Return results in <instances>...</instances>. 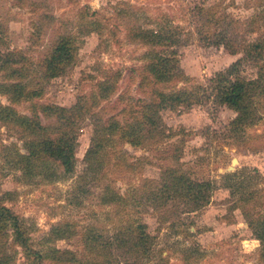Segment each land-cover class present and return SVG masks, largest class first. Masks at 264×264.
Instances as JSON below:
<instances>
[{"label": "rangeland", "instance_id": "1", "mask_svg": "<svg viewBox=\"0 0 264 264\" xmlns=\"http://www.w3.org/2000/svg\"><path fill=\"white\" fill-rule=\"evenodd\" d=\"M84 14L87 22L81 20ZM162 21L178 30L172 51L182 78L159 88L185 91L191 101L161 111L159 131L146 133L144 144L131 147L118 137L105 144L112 161L124 154L131 167L116 163L93 177L84 157L97 139L96 127L110 119L124 123L133 115L138 118L128 114L138 109L134 102H149L151 88H158H139L142 57L151 48L135 40L130 31L140 26L155 29ZM95 22L99 32L91 24ZM64 35L76 39V62L60 77L44 79V58ZM224 35L218 42L217 37ZM256 42H264V0H0V57L24 58L19 66L27 63L33 84L43 89L41 104L68 109L80 100L92 104L90 97L97 95L98 84L109 81L116 86L76 122V167L71 176L25 183L17 180L21 173L10 172L0 156V198L11 194L5 205L23 219L33 248L69 251L57 255L60 262L46 264H93L102 255H89L84 245L87 233L114 237L121 227L139 220L156 241L151 258L142 264H264V250L248 226L264 215L259 205L264 199V53L258 62L243 60L240 66L247 79L259 77L254 123L240 133L230 132L236 113L217 104L210 88L216 73L245 56L240 45ZM4 75L0 68V83ZM0 102L5 98L0 96ZM17 109L29 114L28 103ZM40 117L44 126L56 124L55 119ZM19 136L18 129L0 126V145L13 143L25 153ZM233 159L237 163L228 171ZM235 172L236 181L252 179L243 194H232L224 187L225 174ZM169 174L212 181L215 190L208 205L194 210L173 199L148 201L149 194L169 181ZM107 187L122 194L125 203L103 202ZM253 192L256 206L249 204L246 209L241 199ZM67 223L75 234L46 242L53 229ZM0 247L5 264L29 263L12 232L0 240ZM117 251L116 246L111 248L113 262L135 258Z\"/></svg>", "mask_w": 264, "mask_h": 264}, {"label": "trees", "instance_id": "2", "mask_svg": "<svg viewBox=\"0 0 264 264\" xmlns=\"http://www.w3.org/2000/svg\"><path fill=\"white\" fill-rule=\"evenodd\" d=\"M87 18L88 15L84 14L81 20L87 22ZM161 23H158L155 29L140 26L130 31L135 40L151 48L142 57L139 88L153 87V85H157L158 88H151L149 102L143 99L134 102L138 109L135 112L128 111V114H138V118L133 115L131 121L124 123L110 119L96 127L97 139L84 157L88 173L93 177L102 172L103 167H116V163L131 167L124 154L117 162L112 161V152L107 153L105 144L113 142L112 139L118 137L131 147L140 146L145 142L148 135L146 133L154 134L159 131L162 124L161 111L187 105L191 101V97L185 91L166 92L165 89L159 88L161 85H167L182 78L179 60L175 51H172L178 30L172 27L170 22L162 21ZM91 24L99 32L100 25L97 22H95L96 25ZM217 38L220 42L226 38V35ZM77 47L73 36H61L48 56L44 58L43 78L51 80L64 74L67 67L76 62ZM240 48H244L245 56L210 79V88L215 102L236 113V117L230 123V132L233 133H240L254 123L256 117L254 97L257 95L259 77L255 80L247 79L242 75L240 66L243 60L258 62L264 53V42H256L244 45V47L240 45ZM23 60L22 57L16 59L10 55L0 57V68L5 72L0 83V96L5 98V102H0V126L19 130L18 139L22 141V149L25 153L12 143L8 147L0 145L4 149V151L0 150V156L3 154L2 156L5 157L6 166L11 167L10 172L21 173L17 180L22 179L25 183L35 182L37 178L53 182L69 177L76 167L77 138L76 129H74L76 122L81 116L83 118L84 112H89L97 103L105 101L114 92L116 86L109 81L98 84L97 95L93 94L90 97L92 104L89 101L84 103L80 100L75 107L70 109L41 104L43 89L38 83L33 84L32 73L27 68V63L23 62L19 66V62ZM25 103L29 104V114L20 113L17 109L18 105ZM41 115L47 119H55L56 124L42 125ZM235 176L236 172L225 174L224 187L232 194H243L252 185V179L242 178L236 181ZM168 179L169 181L164 183L163 187L156 191L157 193H152L154 196L149 194L148 201L157 204V198L158 200L165 198L166 201L173 199L189 205L194 210H199L208 205L211 193L215 190L212 181H190L185 174H169ZM105 190L108 197L104 198L103 202L116 205L125 203L124 196L117 193L114 188L107 187ZM10 195V193H5L0 198V240H3L8 232H12L13 241L23 248L28 264H46L49 260L60 262V257L57 255L59 253L68 255L69 251L60 252L55 247H51L48 251L34 249L27 235L29 231L24 227L23 219L5 205L8 201L6 197ZM255 195L256 193L253 192L244 200L241 199L246 209V206L254 203ZM261 200L263 201L259 205L264 208V199ZM255 206L254 203L253 207ZM248 226L264 250V215H258L249 221ZM73 228L68 223L63 226L59 225L53 229V237L50 236L46 242H53L57 238L68 239L73 233L75 234ZM84 245L89 255H102L101 258L95 259L93 264H121L111 261L113 246H116L118 251L124 252L127 258L135 255L134 259H127L122 264H142L151 258L156 241L149 232L147 224L139 220L121 227L114 237L103 238L101 233L90 231L85 235ZM0 264H5V259H0Z\"/></svg>", "mask_w": 264, "mask_h": 264}, {"label": "water", "instance_id": "3", "mask_svg": "<svg viewBox=\"0 0 264 264\" xmlns=\"http://www.w3.org/2000/svg\"><path fill=\"white\" fill-rule=\"evenodd\" d=\"M236 163H237V160L233 159L232 160V166L230 168H228V171H232L233 170V166L236 165Z\"/></svg>", "mask_w": 264, "mask_h": 264}]
</instances>
